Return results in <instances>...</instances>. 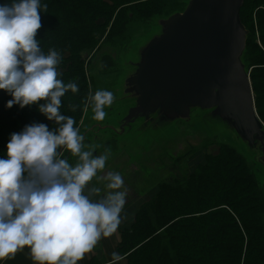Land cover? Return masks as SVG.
<instances>
[{"label":"trees","instance_id":"1","mask_svg":"<svg viewBox=\"0 0 264 264\" xmlns=\"http://www.w3.org/2000/svg\"><path fill=\"white\" fill-rule=\"evenodd\" d=\"M170 1L42 0L47 7L41 9L37 39L45 53L50 48L61 53L60 78L79 85L77 94L69 90L62 97V114L72 116L75 126L90 106V59L101 47L125 48L129 31L135 34L138 25L169 15L165 9ZM241 20L249 31L245 62L264 124V0H246ZM9 99L0 90V156L10 134L25 124L55 127L35 105L5 108ZM210 145L201 162L160 183L140 206L135 200L125 204L117 228L118 253L127 264H264V188L236 149L221 145L210 153Z\"/></svg>","mask_w":264,"mask_h":264},{"label":"clouds","instance_id":"2","mask_svg":"<svg viewBox=\"0 0 264 264\" xmlns=\"http://www.w3.org/2000/svg\"><path fill=\"white\" fill-rule=\"evenodd\" d=\"M42 7V0L0 2V90L11 96L5 108L35 105L55 124H25L10 134L0 156V260L27 246L37 264H78L116 230L128 192L119 172H104L108 151L86 150L74 118L62 114V97L80 89L60 78L61 53L40 46ZM114 100L107 89L89 93L93 119L103 121ZM94 178L107 189L103 195L101 187H90Z\"/></svg>","mask_w":264,"mask_h":264},{"label":"water","instance_id":"3","mask_svg":"<svg viewBox=\"0 0 264 264\" xmlns=\"http://www.w3.org/2000/svg\"><path fill=\"white\" fill-rule=\"evenodd\" d=\"M245 1L186 0L183 12L155 17L160 32L139 50L137 61L130 64L133 72L123 81V100L129 99L132 106L118 127L98 124L96 133L110 129L112 137L124 143L121 135L139 120L146 128L158 129L197 116L204 131L211 119L218 120L254 154L255 164L248 163L256 166L254 173L264 186V124L256 112L251 69L245 62ZM218 144L236 149L224 141Z\"/></svg>","mask_w":264,"mask_h":264},{"label":"rangeland","instance_id":"4","mask_svg":"<svg viewBox=\"0 0 264 264\" xmlns=\"http://www.w3.org/2000/svg\"><path fill=\"white\" fill-rule=\"evenodd\" d=\"M185 7L186 0H171L165 9L166 15H169L157 17L167 18L174 13L183 12ZM153 20L146 25H138L139 29L134 31L135 34L129 31L128 40L124 43L125 48L101 47L94 58L90 59L88 72L89 78L93 81L92 93L98 89H107L114 94L115 100L111 107L105 109L107 114L103 121L93 119L91 106H87L78 126L84 136L83 143L86 150L94 149L95 154H104L106 150L108 151L109 159L104 172H119L124 177L128 192L126 203L135 200L138 206L152 197L160 183L175 174L182 175L188 172L191 166L201 162L207 144H212L206 148L210 153H216L217 146H221L218 144L220 142L234 145L249 163L255 164L254 154L250 153L245 144L235 137L226 124L214 119L209 122L213 129L208 126L206 131L202 129L199 123L201 120L197 116H193L189 123L177 122L169 125L171 127L159 125L158 129L146 128L143 120H139L128 133L121 135L120 138H123L121 140L124 143H119L112 137L110 129L99 128L96 133L98 124L102 128L118 127L132 106L129 99L123 100V81L133 72L134 69L130 64L137 61L139 50L151 37L160 32L158 22ZM95 133L96 136H94ZM204 135L205 138H199ZM210 135L213 138H210ZM192 136L199 137L192 138ZM95 138H97L96 141ZM128 150L129 154L126 153ZM62 157L67 158L70 163L76 161V157L67 150H64ZM98 175H103V172ZM91 186L103 189V183L97 178L90 182ZM106 191L107 189H103L99 195H103Z\"/></svg>","mask_w":264,"mask_h":264},{"label":"crops","instance_id":"5","mask_svg":"<svg viewBox=\"0 0 264 264\" xmlns=\"http://www.w3.org/2000/svg\"><path fill=\"white\" fill-rule=\"evenodd\" d=\"M120 239L121 235L118 228L110 235L102 236L92 251L86 253L78 264H89L92 260L97 261L99 264H127L126 260L118 253ZM0 264H37V262L26 246L18 250L11 259L0 260Z\"/></svg>","mask_w":264,"mask_h":264}]
</instances>
